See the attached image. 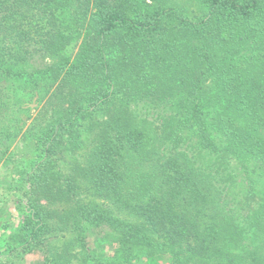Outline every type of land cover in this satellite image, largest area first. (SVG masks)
<instances>
[{
  "label": "trees",
  "instance_id": "trees-1",
  "mask_svg": "<svg viewBox=\"0 0 264 264\" xmlns=\"http://www.w3.org/2000/svg\"><path fill=\"white\" fill-rule=\"evenodd\" d=\"M149 1L0 0V148L38 153L25 247L88 225L119 244L92 264H264V0Z\"/></svg>",
  "mask_w": 264,
  "mask_h": 264
},
{
  "label": "rangeland",
  "instance_id": "rangeland-1",
  "mask_svg": "<svg viewBox=\"0 0 264 264\" xmlns=\"http://www.w3.org/2000/svg\"><path fill=\"white\" fill-rule=\"evenodd\" d=\"M158 1L197 21L204 16L211 0ZM77 50V46L70 48L69 56H74ZM99 117L102 115L99 114ZM17 134L18 137L10 138L9 141L2 139V142H7V146L0 148V264H44L47 261L50 264H92L93 259L104 262L105 257L114 256L115 246H119L118 236L108 228L88 225L84 230L83 241H75L74 235L69 234L68 230L60 234L53 233L58 237L43 232L38 242L25 247L27 232L23 228V219L28 199L24 196V175L30 170L31 162L38 153L33 141L20 132ZM83 139L84 137L80 139V147L76 153L61 151L57 156L64 170L74 169L78 161L83 159L87 152ZM80 198L86 202L90 199L85 193Z\"/></svg>",
  "mask_w": 264,
  "mask_h": 264
}]
</instances>
